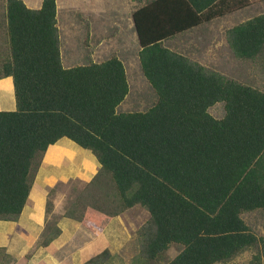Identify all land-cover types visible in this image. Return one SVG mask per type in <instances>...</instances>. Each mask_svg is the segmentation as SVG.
<instances>
[{"label": "trees", "instance_id": "trees-1", "mask_svg": "<svg viewBox=\"0 0 264 264\" xmlns=\"http://www.w3.org/2000/svg\"><path fill=\"white\" fill-rule=\"evenodd\" d=\"M250 4L146 0L137 7L140 65L156 101L119 112L130 83L118 55L65 67L57 0L37 9L0 0V79L13 78L16 98L15 110L0 111V220H19L49 146L66 137L100 167L64 216L98 234L142 206L149 216L136 234L138 264H157L173 244L181 250L167 264H237L245 253L247 264H264V235L243 217L264 211V87L169 45ZM225 36L232 55L264 75V12ZM219 102L222 117L210 112ZM60 232L47 225L42 243ZM111 255L105 249L82 264H105Z\"/></svg>", "mask_w": 264, "mask_h": 264}, {"label": "rangeland", "instance_id": "rangeland-1", "mask_svg": "<svg viewBox=\"0 0 264 264\" xmlns=\"http://www.w3.org/2000/svg\"><path fill=\"white\" fill-rule=\"evenodd\" d=\"M24 1L29 7L37 9L41 7L43 0ZM145 1L57 0L58 26L64 65L74 66L88 63L89 61L85 57L90 53V50L92 53L95 50L93 56L97 61L106 60L113 54L118 55L124 61L130 91L118 106L119 112L143 111L156 101L155 91L141 69L140 45L132 19V12ZM261 12H264V0H251V4L241 11L228 14L184 36H179L169 45L228 76L244 81L250 80L253 85L263 88L264 75L251 63L234 57L225 36L226 29ZM4 108L5 110H15L16 105ZM210 112L216 117H222L224 115L223 103L219 102L212 106ZM58 145L61 148L57 157L58 163L51 169L53 171L49 176L56 183L52 189H47V194H45V202L47 201L45 208L47 217L45 218H50L51 222L63 217L66 207L71 204L72 197H75L86 187L84 181L87 179H81L78 176V173L82 171L81 168H85V170L89 168L94 172L99 168L96 156L69 138H61ZM68 159L73 162V166ZM42 171L44 170H41L40 173ZM69 175L72 179H69ZM65 176L67 177L65 178ZM49 201L52 204H50V209H48ZM136 207L122 214V221L125 223L127 219L130 222L129 229L132 238L131 235L129 238H121L122 246H119L120 242H118V245L114 247L113 254L105 264H138L135 262L139 251L136 234L139 226L148 218L149 212L140 205ZM243 217L249 225L264 235V211L245 213ZM0 224L5 231L9 228L11 233H14L11 228L15 225L14 222L0 221ZM115 230L114 227H111L108 233L115 234ZM180 250L181 246L173 244L161 256L157 264H167ZM249 257L250 253H245L233 262L247 264Z\"/></svg>", "mask_w": 264, "mask_h": 264}, {"label": "crops", "instance_id": "crops-1", "mask_svg": "<svg viewBox=\"0 0 264 264\" xmlns=\"http://www.w3.org/2000/svg\"><path fill=\"white\" fill-rule=\"evenodd\" d=\"M89 52L90 53L86 54L85 57L87 61L93 60L95 62H101L94 59L93 55L95 50L93 53L91 50ZM65 67L71 66L65 65ZM12 105H16V98L13 78L9 76L0 79V111L5 110V106ZM59 142L60 140L49 146L45 154L36 182L30 194V201L23 209L19 220L12 221L15 223V225L11 227L14 233H11V229L9 228L5 231L0 224V264H82L105 249H108L113 254L114 247L118 245V242H120L119 246H122L121 238H129L130 235L132 238V233L129 229L130 222L127 219L125 223L122 221V214L124 212L111 218L105 228L98 234L93 232L82 222L67 216L58 218L53 222L50 221V218H45L47 217L45 213V208L47 206L45 194H47V189H52L56 183L55 180H53V182L49 176H51L50 174L53 171L51 169L58 163L57 157L61 150L58 145ZM68 160L73 166V162L70 159ZM41 170L44 171L40 173ZM81 170L78 176L81 179H87L84 181L86 184L85 186H87L98 172L99 168L95 172L89 168L87 170L81 168ZM63 174H61V176H63ZM66 177L67 176H65V178ZM68 177L72 179L70 175ZM49 224L57 225L61 229V232L48 245H44L42 243L45 238L44 231ZM111 227L116 229L115 234L108 233ZM25 233L28 236H26Z\"/></svg>", "mask_w": 264, "mask_h": 264}]
</instances>
